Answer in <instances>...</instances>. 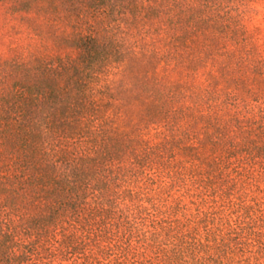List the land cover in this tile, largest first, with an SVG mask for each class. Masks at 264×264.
<instances>
[{"label":"rangeland","instance_id":"374dc122","mask_svg":"<svg viewBox=\"0 0 264 264\" xmlns=\"http://www.w3.org/2000/svg\"><path fill=\"white\" fill-rule=\"evenodd\" d=\"M27 1L0 0V86L66 83L81 65L75 39L91 34L119 57L178 49L194 66L188 82L213 98L175 104L183 115L101 110L72 125L71 149L96 157L98 131L114 121L132 133L134 152L102 171L111 178H100V191L46 224L34 241L40 259L28 262L264 264V0ZM99 76L92 86L105 103ZM8 212L0 203V228L25 220Z\"/></svg>","mask_w":264,"mask_h":264},{"label":"trees","instance_id":"16d2710c","mask_svg":"<svg viewBox=\"0 0 264 264\" xmlns=\"http://www.w3.org/2000/svg\"><path fill=\"white\" fill-rule=\"evenodd\" d=\"M13 1L14 5L28 2ZM74 43L81 65L66 83L37 78L15 81L11 88L0 86V203L8 213L26 216L20 224L0 228V264L39 260L37 248L42 241H34L41 239L46 224L59 220L70 208L76 210L88 193L100 191V178H111L102 171L111 172L114 165L120 168L123 156L134 152L129 149L132 133L113 125L114 121L98 131L103 146L96 157L87 148L71 149L64 141L70 137L72 125L76 127L87 114L99 119L101 110L134 116L142 107L149 112L157 108L160 114L166 107L183 115L185 106L178 109L175 104L190 100L196 106L206 98L213 99L188 82L194 71L192 60L176 48L164 52L141 47L119 57L108 42L99 44L91 34L79 35ZM244 53L247 58L253 51L247 48ZM103 61L108 65L99 69L98 63ZM109 61L116 63L110 65ZM100 73L107 79L96 91L108 98L105 103L92 86L95 79L100 80Z\"/></svg>","mask_w":264,"mask_h":264}]
</instances>
